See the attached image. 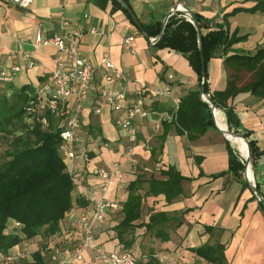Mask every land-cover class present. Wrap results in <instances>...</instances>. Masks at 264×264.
Instances as JSON below:
<instances>
[{"label": "crops", "instance_id": "0c3cea01", "mask_svg": "<svg viewBox=\"0 0 264 264\" xmlns=\"http://www.w3.org/2000/svg\"><path fill=\"white\" fill-rule=\"evenodd\" d=\"M257 2L128 0L143 23L157 19L164 21L177 6L181 9L186 6L195 14L219 22L228 14L230 32L247 35L246 40L232 46L231 53H254L264 45V11L250 10ZM132 20L113 0H25L22 4L0 0V53L5 65L18 64L23 67L14 78L15 86L31 84L37 88L51 78L55 69L53 57L56 48L53 45L38 46L34 49V66L28 68L27 60L20 53V45L33 49L38 33L47 38L57 33L81 31L80 49L95 67L103 56H108L129 75L122 86L114 82L109 84L111 88L124 90L131 96L142 89L158 90L168 81V76L173 75L172 97H161L151 104L155 111L168 110L173 97L181 99L198 87L197 74L180 51L154 47ZM137 30L139 33L133 41V53L123 46V41ZM207 68L210 91L224 89L227 83L224 58H211ZM102 83L101 72L97 70L90 98L82 109V126L77 131L80 138L78 156L73 166H69L70 169L82 171L74 195L84 193L87 187L100 197L101 180L94 174L95 170L108 169L116 161L121 163L123 180L120 184L116 180L110 181L106 195L112 205L107 209L106 223L96 228L97 243L108 251L121 250L112 229L123 218L122 206L128 196L129 183L139 174L145 175V179L152 175L161 179L160 171L172 165L190 178L183 183V194L169 204L164 195L148 196L145 201L146 209L150 206L156 211L164 210L171 214L186 211L181 217V224L171 230L169 241L155 239L151 243L162 263L211 264L191 249L206 243H221L225 246L227 264H264V211L253 190L248 184L244 185L245 180L241 181L231 172L213 177L229 168L226 137L216 127H211L197 140L190 141L186 134H179L172 124L157 128L153 113L136 121L137 142L132 154L125 155L123 152L129 143L125 132L116 126L120 113L101 102L99 86ZM229 104L235 108L240 128L251 132V138L263 151L252 165V177L258 191L264 196V99L249 91H242L235 98H230ZM99 106L101 113L96 114L94 109ZM224 117L226 120L225 114ZM91 125L99 127L101 135L93 138L88 131ZM87 150L93 151L95 156L87 158ZM205 226L212 229L206 231ZM140 231L143 234L145 229L141 228ZM39 239L29 240L28 249L39 244ZM141 239L142 236L139 242ZM15 250L18 252L20 249L16 247ZM74 252L73 249L64 250L60 258L70 257ZM67 264L104 263L95 258L92 250H86L82 260L74 259Z\"/></svg>", "mask_w": 264, "mask_h": 264}, {"label": "trees", "instance_id": "16d2710c", "mask_svg": "<svg viewBox=\"0 0 264 264\" xmlns=\"http://www.w3.org/2000/svg\"><path fill=\"white\" fill-rule=\"evenodd\" d=\"M113 2L132 20L117 0ZM250 10L264 11V0H258ZM195 15L201 29L205 58V92L222 109L229 130L242 133L249 140L252 160L256 163L263 151L251 138V132L240 128L238 115L229 100L242 91L264 99V45L254 53H231L232 46L246 40L247 35L230 32L228 14L224 15L222 22ZM163 23L162 19H157L150 23L141 22V25L149 37H161L154 47L180 51L197 74L198 87L181 98L172 123L179 134H186L190 141H194L215 127L213 109L200 92L203 65L198 32L183 12L172 14L162 33ZM216 56L224 58L227 83L224 89L212 92L207 65ZM13 82L0 81V264L27 262L30 252L24 259L8 260L7 257L17 253L16 247L21 250L29 240L37 237L40 238L39 244L29 264H54L49 255H42L41 250L56 245L63 251H76L81 238L76 218L82 210L90 208L91 202L84 193L74 195L76 184L62 148L61 132L70 118L69 109L63 106L55 114L38 95L36 87L31 84L18 87ZM216 119L219 124L217 112ZM88 131L93 138L101 135L100 128L94 125L89 126ZM227 150L228 170L213 177L231 172L244 182L245 164L229 140ZM85 156L88 158L95 154L87 150ZM160 173L161 179L153 175L145 179V175L139 174L129 183L128 196L122 206L123 218L112 229L121 250L135 254L137 264H163L151 243L155 239L169 241L171 230L181 224V217L186 213L171 214L164 210L156 211L150 206L146 209L148 196L164 195L166 203H172L183 194L184 181L190 180L172 165ZM247 184L245 181L244 185ZM260 205L264 211V205ZM141 228L145 232L139 242L137 232ZM211 229V226H205L206 231ZM147 237L150 241L145 246ZM137 242L141 249L139 254L135 251ZM224 249L221 243H206L191 250L211 264H227Z\"/></svg>", "mask_w": 264, "mask_h": 264}, {"label": "built area", "instance_id": "2783aa9c", "mask_svg": "<svg viewBox=\"0 0 264 264\" xmlns=\"http://www.w3.org/2000/svg\"><path fill=\"white\" fill-rule=\"evenodd\" d=\"M178 9H182L178 7ZM184 16L191 21L190 17L183 12ZM95 31V29H92ZM134 35L124 39L123 46L135 52L133 41ZM82 32H69L68 34H55L51 37L44 38L38 33L33 49H26L21 44L20 53L27 60V67L34 66L33 54L34 49L40 45H53L56 53L53 57L55 69L52 72L48 82L37 87L38 95L48 103L50 110L57 114L61 107L66 106L70 111V118L61 132L62 148L68 163V170L75 181L76 186L80 183L82 171L70 169L78 156V143L80 138L77 131L82 126V109L90 98L93 89V81L97 70L101 72L103 83L99 86V96L103 104H108L113 111L120 113L116 118V126L125 132L128 140V147L123 154L131 155L135 142H137L138 127L136 121L139 118H147L150 114L155 113L157 128L162 127L164 123L172 124L179 109L180 98L173 97L171 108L164 111H155L151 104L161 97H172L171 81L173 75L168 76V81L158 90L146 91L142 89L135 95H128L126 91L118 88H111L109 84L116 82L118 86L129 78V75L118 67L108 56H103L99 65L95 67L91 61L85 56L81 49ZM158 37H150V42L155 43ZM23 67L18 64L5 65L2 54L0 53V81L11 82L17 73ZM151 100V101H150ZM150 102V103H149ZM96 114L101 113V107L94 109ZM241 154V153H240ZM241 160L245 163V157L241 154ZM101 182L99 187L102 190L101 196H97L94 191L84 189V194L91 202L88 209L82 210L76 218L77 226L81 233L78 249L70 257L60 258L63 250L56 245L47 246L42 249V255H49L54 264L71 263L74 259L82 260L86 250H92L95 258L104 264H137L135 254L126 250L108 251L97 243L96 228L106 223L107 209L112 202L107 198V190L111 180H116L120 184L123 180V172L121 163L116 161L112 167L108 169L99 168L95 170ZM30 252L25 245L15 255L8 256V260L24 259Z\"/></svg>", "mask_w": 264, "mask_h": 264}, {"label": "water", "instance_id": "95a60500", "mask_svg": "<svg viewBox=\"0 0 264 264\" xmlns=\"http://www.w3.org/2000/svg\"><path fill=\"white\" fill-rule=\"evenodd\" d=\"M16 4H22L25 0H10ZM122 7L128 12V14L132 17L133 21L135 22V24L138 26V28L143 32V34L148 37V39H150V37L143 31L141 22L139 21L137 15L135 14V12L133 11V9L130 7L129 3L126 0H117ZM177 11H181L180 9H178V6L176 8H174L169 14L168 16L164 19V23H163V31L165 29V25L167 23L168 18L174 14ZM182 12H184L185 14H187L190 19L191 22H193L196 26L197 32H198V36H199V48H200V52H201V57H202V65H203V80H202V85L200 88V92H201V97L207 101L212 109H213V118H214V123H215V127L226 137L227 140H229L231 142V138L235 137V138H239L241 140H243L246 145H247V149H248V154L245 157V170H244V178L245 181L248 183V185L250 186V188L253 190L257 200L259 203L264 205V196L258 191L257 187H256V183L254 178L249 177V170L252 172V165H253V160H252V152H251V147H250V143L249 140L242 134V133H237L234 132L232 130H229L228 126H226V129H223L217 122L216 119V112L218 111H222V109H220L215 103H213L210 95L208 93L205 92L204 89V83L206 80V74H205V58H204V53H203V46H202V36H201V29H200V25L197 21L196 15L195 13L189 9L188 7H184L182 9ZM161 38V37H160ZM157 39L158 40H160ZM157 41L155 43H157ZM154 43V44H155Z\"/></svg>", "mask_w": 264, "mask_h": 264}, {"label": "bare ground", "instance_id": "6f19581e", "mask_svg": "<svg viewBox=\"0 0 264 264\" xmlns=\"http://www.w3.org/2000/svg\"><path fill=\"white\" fill-rule=\"evenodd\" d=\"M217 114L219 115V118H220V120H219V125H220L223 129H226L227 123H226V120H225V117H224V113H223L222 111H218ZM231 143L234 144V147H236V148L239 150V152H240L244 157L247 156V154H248V149H247V145H246V143H245L243 140H241V139H239V138H235V137H233V138H231ZM238 146L241 147V148H243V150H244L245 152H243ZM248 174H249V177L252 178V172H251L250 170H249Z\"/></svg>", "mask_w": 264, "mask_h": 264}, {"label": "rangeland", "instance_id": "374dc122", "mask_svg": "<svg viewBox=\"0 0 264 264\" xmlns=\"http://www.w3.org/2000/svg\"><path fill=\"white\" fill-rule=\"evenodd\" d=\"M233 145H234V144H233ZM238 151H239V150H238ZM239 154H240V152H239ZM240 155H241V154H240ZM137 233H138V238H140V237L142 236L141 231L138 230ZM146 240H147V243L144 244L145 246L148 245V241H150V238L147 237ZM136 244H137V245H136V247H135V251H136L137 254H139L140 251H141V249H140V247H138V242H137ZM27 246H28V245H27ZM36 247H38V244L32 246V248L30 249V254H29V255H31V256H29V258H27V262H20V264H29V260L32 259V254H33V252L35 251Z\"/></svg>", "mask_w": 264, "mask_h": 264}]
</instances>
